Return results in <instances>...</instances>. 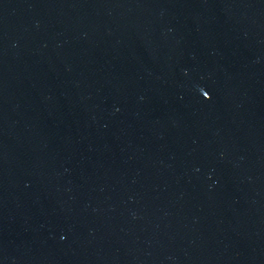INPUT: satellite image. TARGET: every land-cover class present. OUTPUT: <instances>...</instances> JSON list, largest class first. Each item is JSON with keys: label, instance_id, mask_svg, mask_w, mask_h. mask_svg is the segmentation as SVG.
Returning a JSON list of instances; mask_svg holds the SVG:
<instances>
[{"label": "water", "instance_id": "95a60500", "mask_svg": "<svg viewBox=\"0 0 264 264\" xmlns=\"http://www.w3.org/2000/svg\"><path fill=\"white\" fill-rule=\"evenodd\" d=\"M99 0H0V71Z\"/></svg>", "mask_w": 264, "mask_h": 264}]
</instances>
